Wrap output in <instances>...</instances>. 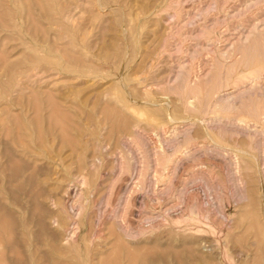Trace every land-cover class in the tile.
Returning <instances> with one entry per match:
<instances>
[{
	"label": "rangeland",
	"instance_id": "1",
	"mask_svg": "<svg viewBox=\"0 0 264 264\" xmlns=\"http://www.w3.org/2000/svg\"><path fill=\"white\" fill-rule=\"evenodd\" d=\"M0 119V264H264V0H0Z\"/></svg>",
	"mask_w": 264,
	"mask_h": 264
},
{
	"label": "bare ground",
	"instance_id": "2",
	"mask_svg": "<svg viewBox=\"0 0 264 264\" xmlns=\"http://www.w3.org/2000/svg\"><path fill=\"white\" fill-rule=\"evenodd\" d=\"M10 14V13H9ZM128 36V35H127ZM113 61V60H112ZM241 62H242V60H241ZM39 68V67H38ZM36 69V66H32L31 67V70L33 71V70H35ZM234 69V68H233ZM36 70H38V69H36ZM46 70V69H45ZM27 71V70H26ZM29 71V70H28ZM42 71V70H41ZM187 71H189V70H187ZM255 71V70H254ZM233 73H234V71H232ZM242 72V71H241ZM252 72V71H251ZM256 72V71H255ZM253 73V72H252ZM258 73V72H257ZM33 75H35V74H33ZM248 76V75H247ZM27 77V76H26ZM185 77V76H184ZM237 78V77H236ZM243 79V78H242ZM240 80V79H239ZM8 85V84H7ZM9 88V87H8ZM208 92V91H207ZM176 93H177V91H176ZM179 94V93H178ZM35 98V97H34ZM37 98V97H36ZM36 98H35V100H36ZM181 98V97H180ZM205 98V97H204ZM206 99H207V95H206ZM32 100V99H31ZM200 101V100H199ZM31 102V101H30ZM32 102H34V100H32ZM36 102V101H35ZM39 102V101H38ZM183 103V102H182ZM190 103V102H189ZM199 103V102H198ZM206 104V103H205ZM223 104V103H222ZM221 104V105H222ZM34 105V104H33ZM181 105V104H180ZM207 105V104H206ZM199 106V105H198ZM189 107V106H188ZM34 108H36L37 109V107H34ZM181 108V107H180ZM193 108V107H192ZM196 109H197V106H196ZM200 109V108H199ZM55 110V109H54ZM149 110V109H148ZM174 110V109H173ZM35 111H37V110H35ZM151 111V110H150ZM175 111V110H174ZM178 111V110H177ZM56 112V111H55ZM54 112V113H55ZM158 112V111H157ZM199 112V111H198ZM201 112V111H200ZM255 112V111H254ZM259 112V111H258ZM37 112H35V114H36ZM163 113V112H162ZM167 113V112H166ZM181 113V112H180ZM260 113V112H259ZM258 113V114H259ZM168 114H170V113H168ZM168 114H166L167 116H168ZM249 114V113H248ZM251 114V113H250ZM261 114V113H260ZM263 114V113H262ZM4 115V114H3ZM38 114H36V116H37ZM114 115V114H113ZM171 115V114H170ZM40 116V115H39ZM251 116V115H250ZM168 117H170V116H168ZM113 118H114V116H113ZM119 118V117H118ZM117 118V119H118ZM159 118V117H158ZM257 118V117H256ZM258 118H259V116H258ZM36 119H38V117L36 118ZM115 119V118H114ZM116 119V120H117ZM121 120H122V118H120ZM260 119V118H259ZM1 120V119H0ZM258 120V119H257ZM15 121V120H14ZM259 121V120H258ZM21 122V121H20ZM37 122V121H36ZM1 123V122H0ZM16 123H17V121H16ZM122 123V122H121ZM35 124H37L38 125V123H35ZM18 125V124H17ZM23 125V124H22ZM37 125H36V127H37ZM122 125V124H121ZM4 126H5V124H4ZM7 127V126H6ZM17 127V126H16ZM16 127H15V129H16ZM21 127V126H20ZM23 128V127H22ZM6 129V128H5ZM19 129V128H18ZM36 129V128H35ZM17 130V129H16ZM31 130V129H30ZM6 131V133L8 132L7 131V129L5 130ZM38 132V131H37ZM37 132H36V134H37ZM15 133H17V132H15ZM15 136H17V135H15ZM39 137H41L40 136V130H39ZM37 138H38V135H37ZM25 143V142H24ZM26 144V143H25ZM24 148V147H23ZM174 150V149H173ZM252 153V152H251ZM256 160V159H255ZM250 164V163H249ZM131 165V164H130ZM248 167V166H247ZM161 175V174H160ZM254 204V203H253ZM206 216V215H205ZM206 218V217H205ZM186 219H188V220H193L194 222L196 221L195 220V216H193V215H191L190 216V214H189V216H187V218ZM198 220V219H197ZM63 221V220H62ZM61 221V222H62ZM183 222V221H182ZM192 222V221H191ZM195 224V223H194ZM196 225V224H195ZM209 225V224H208ZM226 255V254H225ZM153 256V255H152Z\"/></svg>",
	"mask_w": 264,
	"mask_h": 264
}]
</instances>
